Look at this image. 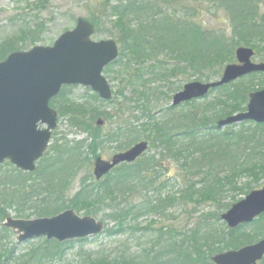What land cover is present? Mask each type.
<instances>
[{"label":"trees","instance_id":"obj_1","mask_svg":"<svg viewBox=\"0 0 264 264\" xmlns=\"http://www.w3.org/2000/svg\"><path fill=\"white\" fill-rule=\"evenodd\" d=\"M47 2L48 0H39L36 5L44 8ZM99 5L98 13L92 16L91 21L96 26V32L103 26L100 22L103 17L111 23V29H109L111 33L113 29L119 30L120 42L117 41V43H122L124 46V51L120 52L119 57L126 58L123 66L127 69L124 70L126 72L132 69V63L139 65L143 61L151 64L146 69L155 72L154 70L160 67L164 68V60L167 55L171 60L175 59L180 63L186 62L189 68H197L199 72L216 68L225 62L233 63L234 61L233 49H230L222 35L209 34V31L204 30L196 21L177 18L175 12L172 11L171 14L163 10L162 3L154 0H101ZM227 5L230 11V20L234 23L235 34L240 41L252 44L257 54L260 52L259 50L264 51V11L259 14V9L254 6L255 4H248L245 8L237 5L235 7L231 3ZM42 27L43 24L39 23H36L33 29L24 27L20 38L23 43L19 47L24 48L28 38L31 39L32 45H35L39 36L36 31ZM12 45L13 43L7 42L0 45V61L17 50ZM118 62H120L119 58L114 63ZM177 66L170 70V75H175L179 70ZM220 68L217 71L218 75ZM143 69L145 67L138 70V74L134 77L143 76ZM263 74L262 72L252 73L243 77L246 80L241 78L238 82L218 88L226 90L225 97L219 98V104L223 109L214 114L216 116L214 119L204 113L197 114L193 111L174 119L168 117L161 119L156 115H149L147 116L148 120L142 124L135 125L130 121L128 128H125L127 124L124 126L119 124L103 132L97 126L93 128L91 120L104 115L111 118L105 111H101L98 104L112 103L116 98L115 94L112 101L100 99L97 93H92L90 98L79 101L65 99L68 87H63L58 97L51 100V105L57 108L56 111L60 116L73 118L74 127L90 133L89 139L92 138V140L87 147L89 155L83 151L84 142H61L59 144L55 141L50 144V148L40 159L36 166L37 169L33 172H24L16 168L10 161L0 165V223L3 222V227L0 229V264H9L14 258V254L3 243L10 233V230L4 227V221L9 217L10 209L16 212V217L29 219L32 215L36 218L53 216L67 208L78 211L86 208V215H94L92 208L98 204H106L114 212L111 216L119 221V228L113 231L114 234L124 232L125 222L130 216L137 219L141 214L161 212L174 201L171 195L165 200L159 199L160 201L156 204L149 200L148 204L142 207H140L141 202L122 207L116 201L118 196H123L122 194L130 189L131 181L141 179L150 187L155 186V181L149 170L153 171L151 169L162 166L160 156L163 160L176 161L185 169L195 170L198 174L204 173V187L201 190H196V185L192 184L187 190L189 194L183 195L187 199L199 196V201H212V199L218 201L216 198L226 193L227 189H238L248 194L252 190L250 187L254 182L264 177V128H262L264 123L255 124L257 129L254 130L252 137L244 135L243 132L234 131L233 128L236 126H232V130L224 132L220 138H215V144L212 143L213 135L211 136V134L220 133L216 127L219 119L247 110L250 92L264 88ZM156 81V78L154 80L152 78L143 82L142 88L138 90L140 97L137 99L133 96V99L130 100L129 97L123 95L122 105L128 103L131 105L133 102L135 104L138 102L137 105L143 102L145 105L153 102L154 96L159 95L161 91V86L157 87ZM152 84L154 86H151ZM144 105H139L143 111L150 110L148 106ZM248 123L250 122L241 124ZM204 129L210 131L206 136L203 134ZM126 134H130L132 137L122 141V137ZM141 140H148L153 148H159V157H148L144 166L139 164L140 158L133 164L125 163L115 168L103 179V182L98 184L101 185L100 187L92 188L88 179H84L81 189L74 197L71 200L66 198V189L75 179L79 169L87 160L96 157L98 150L105 147L106 143L109 145L118 142L117 144L122 148V146L128 145L129 141L138 142ZM222 171L229 173L220 177ZM205 175L208 176L205 177ZM211 175L213 177L208 180ZM262 216L264 217V214ZM245 225L235 229L229 227L228 232L224 230L222 233L214 232L211 236L210 234L205 235V241L209 243L211 238L216 241L215 244L220 242L225 244L223 248L219 249L220 251L245 246L252 242L248 239L249 237L245 238V229L241 228ZM160 231L162 232V229ZM198 237L200 234L196 229L187 240L188 243L194 245L193 249L197 251L201 248L198 244ZM177 238L173 229L163 236L161 234L157 242H165L166 246L157 251L151 249L147 254L144 251V260L139 261L132 257L122 256L115 262L99 260L97 263L87 262L85 264H214L211 256L205 260V257L201 258L200 256L202 253H194V251L189 253L181 246ZM76 240L84 241L86 239ZM44 241V245L34 247L25 256H29L32 260L41 257L54 259L63 256L64 251L62 250L65 246L76 243L73 240L65 241V243L56 240ZM52 243H56V245L52 247Z\"/></svg>","mask_w":264,"mask_h":264},{"label":"rangeland","instance_id":"obj_2","mask_svg":"<svg viewBox=\"0 0 264 264\" xmlns=\"http://www.w3.org/2000/svg\"><path fill=\"white\" fill-rule=\"evenodd\" d=\"M38 1L39 0H0V45L5 42L13 43L12 46H15V49L22 51L30 49L36 44L44 46L53 45L59 35L64 33L67 29L71 30L75 28L76 22L79 18L91 21L92 16L98 13L101 0H48L44 8L36 5V2ZM154 1L162 3L163 10L166 12L171 14L175 12L177 18H181L182 20L188 18L191 21H196L204 30L207 29L209 34L211 33L215 36L217 34L222 35L224 40L229 44L230 49H233V62H236L235 51L237 47H253L252 44H246L240 41L239 37L235 34L234 23L230 20V11L227 4L231 3L234 4L235 7L237 5L244 8L248 4H255L254 6L259 9V14H262L264 11V0ZM233 14L234 11L232 9V15ZM100 22L103 26L98 32H96L93 39L99 41V39L113 38L116 41H119V30L113 29V32L111 33L109 31V29H111V23L104 17ZM36 23L43 24V27L39 31H36V33H39V36L35 45H32L33 43L31 42V39L28 38L25 43L26 46L20 48L19 46L23 43V41L20 40L23 28L31 27L33 29ZM119 46L120 52L122 53L124 51V46H122V43H120ZM253 50L255 51V48H253ZM259 51L258 54L256 51L255 54L257 55L253 59L256 62L264 61V51ZM119 61L120 62L118 63L110 64V66L106 67L104 71L105 78L108 79L116 98L112 103L98 104L101 111H105V113L111 116V118L104 115L93 121L91 120L93 128L97 126L102 132L119 124H123V126L127 124L125 128H128L130 121L133 124L135 123V125L138 123L142 124L148 120L147 116L149 115H156L161 119H166L167 117L174 119L186 115L189 111H193L197 114L204 113L214 119L216 118L214 114L221 112L223 109L219 104V98L223 96L225 97L224 93L226 89L212 90L208 93V96L204 98L193 100L176 107L172 105V102L174 99L173 96L176 92L182 90L184 85L188 82L200 81L206 83L207 81L217 80V78L222 75L221 73L223 72V69L227 66L228 63L226 62L225 64H219L220 66H217L216 68L199 72L197 68H189L186 62L180 63L178 60H171L169 55H167L164 60V68L160 67L154 70L155 72L146 69L151 65L147 61H143L139 65L132 63V69L126 72L124 70L127 69L123 67L126 58L122 59V57H119ZM176 65H178L177 69L179 70L172 76L170 75V70L174 69ZM143 67H145V69H143L144 75L141 76L142 78L134 77V75L138 74V70ZM219 68L220 73L218 75L217 71ZM262 76H264V74ZM152 78L153 80L156 78L157 87L160 88L161 86L159 95L154 96V101L150 104L144 105L143 102L139 103L140 106H148L150 110L145 109L143 111V109L137 105L138 102H136L137 104L133 102L131 105L130 103L122 105L123 95L129 97L130 100L133 99V96H135V99L139 98L140 95L138 90L142 88L141 86L143 82ZM130 82L131 84H129ZM151 86L154 85L152 84ZM67 89L68 90L64 96L65 99L70 98L73 100L84 101V98H90V95L95 93L91 88L85 87L81 84L69 85ZM170 108H172V110H170ZM55 109L57 110V108ZM69 117L59 115V125L53 133L54 135L50 144L55 143V141L59 144H61V142H84L85 147L83 148V151L85 154L89 155L87 147L92 140V138L89 139L91 137L90 133L83 131L82 129L80 130L79 128H76V126L74 127V123H72L74 119ZM99 120L103 122L99 124ZM255 124L256 123L251 122L245 125L234 124L230 125V127L220 128L219 134L216 132L211 134V136L213 135L212 143L215 144V138H220L224 132L232 130V126H236L233 129L237 133L243 132L244 135L252 137L254 135V130L257 129ZM262 128H264V125ZM203 131L205 136L210 133L209 129H204ZM126 135L122 137V141L128 137H132L130 134ZM129 142L127 143L128 145L122 146V148L119 147L117 144L118 142L109 145L106 143L104 145L105 147L99 149L97 152L98 155L92 157L93 159L87 160L83 167L79 169L75 179L72 180L71 185L66 189V198L71 200L74 197V195L81 189V184L84 179H88L92 188L100 187L101 185L98 184L104 180H97L96 176L93 174L96 158L101 156L103 159H110L116 152L124 151L126 148H129L136 143L132 141ZM147 151L146 155L139 161L141 166L145 165L148 157H159V148H153L150 145ZM160 159L162 160V166L151 169L153 171L149 170V173H152V179L155 181L154 187H150L141 179L131 181L130 189L123 193V196H118L116 201L117 203H120V206L122 207L136 205L141 202L142 204L140 207H142L146 206L149 200H152L156 204V202L160 201L159 199L165 200L166 197L171 195L174 201L166 208L162 209L161 212L141 214L137 219L130 216L125 222L127 226L125 225L124 232L114 234L113 231H116L119 228V221L111 216L114 212L109 209L106 204H98L95 208H92L94 210V215L91 216L104 222V231L97 236L87 237L84 241H78L75 239L73 242L76 243L63 248V256H58L54 259L41 257L32 260L29 256H25L34 247L44 245V240H48L45 236L22 241V243H20L16 241L17 233L12 229H8L10 230V233H8L9 236L7 235V238L3 243H5L7 249L14 254V258L9 264H85L87 262L97 263L99 260L115 262L122 256L127 258L132 257L140 261L145 259L143 258L144 251L147 254L151 249L157 251L161 250L163 246H166L165 242L158 243L157 240L161 234L163 236L171 229L175 231V235L178 237L177 241L181 243L182 247L187 249L189 253L193 251L194 253H202L200 256L201 258L205 257V260H207L209 256L212 258L215 254L225 251L226 249L223 251L219 250L223 248L225 244L222 242L215 244L216 241H213L211 238L209 239V243H207V241H205V235L210 234L211 236L214 232L222 233L224 230L228 232L230 230L229 226L222 220L221 216L226 210L231 208L234 203L244 199L247 193L238 189H227L226 193L216 198L218 201H214L213 199L212 201H199V196L187 199L183 195L189 194L187 190L192 184L196 185V190H201L204 187V173L198 174L195 170L185 169L176 161L169 159L163 160L161 156ZM145 168L147 167L145 166ZM228 173L229 172L222 171L220 177ZM207 176L208 175H205V177ZM212 177V175L209 176L208 180ZM263 187L264 177H261L259 181L254 182L250 187V189L252 188L250 192L254 189H261ZM86 210L87 209L85 208L84 210L76 211L80 216L84 217L86 215ZM10 216L17 219L22 218L16 217V212L11 209L9 211V217ZM32 218H36V216L32 215L29 219ZM255 221L256 222L252 224L241 227L245 229V238L249 237L248 239L252 240L251 243H256L258 240L264 238V217L261 215ZM2 227L3 222L0 223V229H2ZM161 229L162 232L160 231ZM196 229L198 234H200V237H198V244L201 247L199 251L194 250V245L187 241L192 232ZM55 245L56 243H52L51 246L54 247ZM258 264H264V258L259 261Z\"/></svg>","mask_w":264,"mask_h":264},{"label":"water","instance_id":"obj_3","mask_svg":"<svg viewBox=\"0 0 264 264\" xmlns=\"http://www.w3.org/2000/svg\"><path fill=\"white\" fill-rule=\"evenodd\" d=\"M96 27L90 20L79 18L75 28L66 30L53 45H35L28 50H16L0 61V164L10 161L24 172H33L50 146L52 132L58 126V113L50 100L64 85L82 84L91 87L105 100L113 91L103 72L118 58L119 46L112 38L93 40ZM238 63H229L223 75L215 81L188 82L173 96V106L203 98L209 91L253 72H264V62H254L255 51L239 46ZM246 111L220 119L216 127L245 121L264 123V88L250 93ZM99 124L103 121L99 120ZM44 126V127H42ZM149 141L114 154L111 160L98 157L94 175L101 180L116 166L133 163L148 150ZM264 214V187L254 189L244 199L225 211L222 220L231 229L254 222ZM4 225L17 233V242L45 236L60 243L94 237L104 231L103 221L91 215L80 216L75 209H67L53 216L17 219L12 216ZM264 257V238L236 250H226L213 257L214 264H257Z\"/></svg>","mask_w":264,"mask_h":264}]
</instances>
